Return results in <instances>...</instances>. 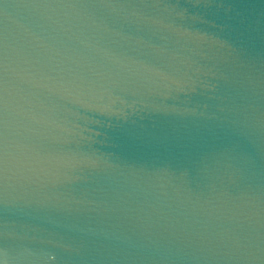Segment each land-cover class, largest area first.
Instances as JSON below:
<instances>
[{
    "label": "water",
    "instance_id": "95a60500",
    "mask_svg": "<svg viewBox=\"0 0 264 264\" xmlns=\"http://www.w3.org/2000/svg\"><path fill=\"white\" fill-rule=\"evenodd\" d=\"M0 264H264V0H0Z\"/></svg>",
    "mask_w": 264,
    "mask_h": 264
}]
</instances>
